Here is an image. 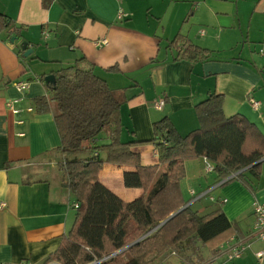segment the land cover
Wrapping results in <instances>:
<instances>
[{
	"label": "crops",
	"instance_id": "1",
	"mask_svg": "<svg viewBox=\"0 0 264 264\" xmlns=\"http://www.w3.org/2000/svg\"><path fill=\"white\" fill-rule=\"evenodd\" d=\"M0 14L11 29L0 33V264H44L74 221L75 198L61 186L58 170L63 157L53 106L47 114L34 106L46 92L41 75L80 59L91 63L123 99L120 140L134 142L144 167L158 164L153 145L144 143L152 139V124L167 117L180 136L188 135L199 127L195 105L212 93L222 95L226 118L240 116L264 137V0H0ZM176 35L185 45L208 50L209 58L175 60L169 43ZM103 39L105 45L94 44ZM23 42L32 50L26 58L18 53ZM17 81L28 83L24 94L13 88ZM250 100L259 103L257 109ZM159 101L163 106L156 109ZM204 162L184 163L180 189L190 199L187 206L209 214L216 208L196 206L209 196L231 223L229 240H248L253 205L264 203V159L257 177L247 171L242 181L224 185L214 171L205 172ZM133 170L105 163L99 180L132 202L141 191L126 188L123 174ZM229 240L217 254H203L194 241L151 264L214 262Z\"/></svg>",
	"mask_w": 264,
	"mask_h": 264
},
{
	"label": "trees",
	"instance_id": "2",
	"mask_svg": "<svg viewBox=\"0 0 264 264\" xmlns=\"http://www.w3.org/2000/svg\"><path fill=\"white\" fill-rule=\"evenodd\" d=\"M9 24L0 14V33L11 32ZM184 41L176 35L169 43L177 52L175 60L197 63L209 58L208 50ZM52 74L54 84L45 85V75L39 77L50 97H36L34 106L39 114L50 113L53 106L63 157L58 163L61 186L78 208L71 228L44 264H151L194 241L219 253L232 234L231 223L220 209L200 215L185 207L190 199L180 189L184 163L207 160L217 179L225 180L222 185L242 181L247 171L257 177L260 162L255 163L264 157V137L257 129L240 116L226 118L222 95L209 94L195 105L199 127L188 135L180 136L167 117L152 124V139L144 143L153 145L158 164L144 167L132 151L134 142L120 140L123 99L94 73L93 65L80 59ZM105 163L133 167L123 174L126 188L141 191L132 202L122 201L100 182Z\"/></svg>",
	"mask_w": 264,
	"mask_h": 264
},
{
	"label": "built area",
	"instance_id": "3",
	"mask_svg": "<svg viewBox=\"0 0 264 264\" xmlns=\"http://www.w3.org/2000/svg\"><path fill=\"white\" fill-rule=\"evenodd\" d=\"M106 43H107L106 40L103 39L101 41H96L94 44L96 46H100V45H105ZM12 86L17 92H19L21 94H24L28 90V83L24 82V81L14 82V83H12ZM250 104H251L253 109H257L258 105H259L258 102H255L253 100H250ZM8 106L11 108L10 104ZM162 106H163L162 101L155 103L156 109H161ZM29 111H31V109H29ZM204 163H205V172L206 173H211L214 171L213 165L210 162L205 160ZM221 202L224 203L225 200L223 199ZM77 208H78V204L74 203L73 209L76 210ZM252 216L254 219V221H253V233L251 234L249 239L246 241H242V240L241 241H237V240L234 241V239L231 238L229 240V242L227 243L226 247H229V248L226 250L224 255L228 261H233L235 259L241 258L243 253L246 251L247 247H249L250 241L254 240V241L264 242V203H254ZM233 243H234L233 246H229L230 244H233ZM261 255H262V252H259L256 254L257 257H259ZM212 263H213V260L204 262L202 264H212ZM49 264H57V263L52 262ZM159 264H162V263H159Z\"/></svg>",
	"mask_w": 264,
	"mask_h": 264
},
{
	"label": "rangeland",
	"instance_id": "4",
	"mask_svg": "<svg viewBox=\"0 0 264 264\" xmlns=\"http://www.w3.org/2000/svg\"><path fill=\"white\" fill-rule=\"evenodd\" d=\"M31 81L35 82V81H38V80L36 78H34V80H31ZM43 94L44 95H42V96H46L48 98L50 97V93L48 91L44 92ZM234 180L238 181L237 179H234ZM222 188H224V186H222ZM211 196L215 197V192L211 193ZM207 198L209 199V196L203 198L202 201L200 203H198L196 206H199V205L203 206L202 204H204V206L205 207H209L208 209H210V210L213 209V208H216V209L219 208L220 210L222 209L221 208L222 205H220V207H219L218 204H216L218 202H216V203L208 202ZM185 199L187 200L188 196ZM163 222H161V223H163ZM160 224H158V225H160ZM249 246L250 247L243 253L242 257L239 258V259H235L233 261H228L226 259L225 255H224L223 257H221L219 259L220 261L216 260L212 264H264V246H263V242L252 240V241H250ZM258 248H260V249L258 250ZM257 251L258 252H262V255L257 257L256 256ZM202 253L203 254L204 253H206V254L209 253V248L207 246H202ZM212 254H214V253H212ZM204 256H202V257L204 258ZM159 263H162L161 260L158 263H156V264H159Z\"/></svg>",
	"mask_w": 264,
	"mask_h": 264
},
{
	"label": "water",
	"instance_id": "5",
	"mask_svg": "<svg viewBox=\"0 0 264 264\" xmlns=\"http://www.w3.org/2000/svg\"><path fill=\"white\" fill-rule=\"evenodd\" d=\"M15 39H16V38H11L10 41L13 43ZM26 47H27L26 42L21 43V45L19 46V49L22 50V51H24V54H23V57H24V58H26V57L32 52L31 49H26ZM43 81H44V84H45V85L54 84V82H55L54 75H47V76H45L44 79H43ZM263 159H264V157H263L261 160H263ZM261 160H259V161L256 162L255 164L259 163ZM255 164H253V165H255ZM251 166H252V165H251ZM251 166H250V167H251ZM245 170H246V169H245ZM185 207H187V205H186ZM185 207H183V208H185ZM183 208H181L179 211H181ZM179 211H177L176 213L172 214L168 219H166L163 223H161L160 225H158L156 228H158L159 226L163 225L165 222H167L168 220H170V219H171L174 215H176ZM156 228L152 229L149 233H151L152 231H154ZM149 233H148V234H149ZM123 250H124V249H122L121 251H123ZM121 251H118V252L114 253L112 256L118 254V253L121 252Z\"/></svg>",
	"mask_w": 264,
	"mask_h": 264
}]
</instances>
